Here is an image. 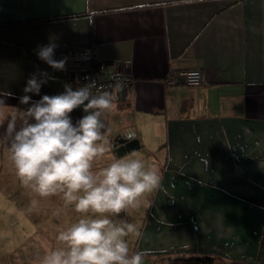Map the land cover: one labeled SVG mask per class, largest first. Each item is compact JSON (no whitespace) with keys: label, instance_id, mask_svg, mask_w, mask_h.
<instances>
[{"label":"crops","instance_id":"0c3cea01","mask_svg":"<svg viewBox=\"0 0 264 264\" xmlns=\"http://www.w3.org/2000/svg\"><path fill=\"white\" fill-rule=\"evenodd\" d=\"M49 42L58 45L57 60L90 46L98 68L130 71L133 87L113 92L116 108L102 117L111 145L122 131L135 133L136 150L164 151L163 182L185 195V181L197 185L198 219L164 226L155 250L201 245L204 253L219 241L264 264V0H0V109L29 107L19 98L41 71L54 79L40 96L29 94L33 101L64 92L62 71L36 55ZM191 68L203 71L202 85H165L171 70ZM70 115L75 124L86 113L81 106ZM222 200H245L254 209L242 211L247 219L236 237L238 211ZM163 202L160 219L182 208L179 198Z\"/></svg>","mask_w":264,"mask_h":264},{"label":"clouds","instance_id":"9594fccd","mask_svg":"<svg viewBox=\"0 0 264 264\" xmlns=\"http://www.w3.org/2000/svg\"><path fill=\"white\" fill-rule=\"evenodd\" d=\"M57 47L54 42L40 45L36 55L52 69L65 71L68 58L55 59ZM49 79L54 78L46 71L31 75L19 98L30 106L16 108L0 136L25 187L41 197L60 195L80 214L60 232L63 246L46 252L40 264H144L146 254L130 248L142 233L120 214L142 208L160 188L161 175L135 153L94 170V162L112 151L111 130L102 117L116 108V96L94 94L91 81L75 89L65 84L63 93L33 101L29 94L40 96ZM4 103L0 100V107ZM81 106L86 115L74 124L70 114Z\"/></svg>","mask_w":264,"mask_h":264},{"label":"rangeland","instance_id":"374dc122","mask_svg":"<svg viewBox=\"0 0 264 264\" xmlns=\"http://www.w3.org/2000/svg\"><path fill=\"white\" fill-rule=\"evenodd\" d=\"M15 112L8 109H0V136H2L8 125V117ZM163 150L157 148H144L135 150L126 155L117 157L115 153L110 152L94 162L93 169L99 170L108 166L116 159L125 157L132 158L135 153L137 157L143 158L146 166L155 168L161 175L166 166V157ZM10 154L5 144L0 143V264H40L41 259L46 252L62 247L58 240L61 231L66 230L71 224L75 223L80 214L75 211L74 206L65 204L60 195L41 197L30 188L25 187L17 177L15 169L10 160ZM163 164V168H162ZM162 177V175H161ZM163 179V178H162ZM185 189L189 194H184V189L172 185L169 182H163L158 190L146 197L145 203L139 210L129 209L126 213L122 212L120 218L134 223L142 235L139 239H132L130 248L133 252H144V264H168L169 259L175 257H193V256H221L227 264H258L256 261L243 257L239 253L234 254L225 250L224 243L212 242V250L201 253V245H198L197 251L194 247L186 251L161 252L155 250L157 241L156 233L162 231L164 226L170 228L183 227L182 225L192 226L194 224V215L196 219L198 204L193 198L197 185L185 181ZM183 198V200L181 198ZM191 198V202L186 198ZM180 199L182 208L176 216H166L161 218L157 216L164 208L163 199L168 202ZM203 204L209 205L208 201ZM222 204H229L228 208H234L238 211L234 219L235 237L240 234L242 223L247 219L242 215V211L253 212L250 202L245 200H222ZM190 208L193 212L188 217L184 216V210ZM220 206L219 209H225ZM248 213V212H247ZM230 214V210L228 211ZM151 224V226H149ZM170 230V229H168ZM154 232L150 235V232ZM148 233V234H147ZM151 246L153 249H147Z\"/></svg>","mask_w":264,"mask_h":264},{"label":"built area","instance_id":"2783aa9c","mask_svg":"<svg viewBox=\"0 0 264 264\" xmlns=\"http://www.w3.org/2000/svg\"><path fill=\"white\" fill-rule=\"evenodd\" d=\"M66 57L68 62L66 70L62 71L66 84H71L73 88L95 81V87L92 89L94 94L103 91L108 92H126L129 91L135 79L133 74L126 69L107 70L98 68L96 64V53L92 47L71 48ZM204 82V73L199 68L191 69H173L169 72L165 80L166 86L186 85L196 87ZM120 84V87L115 85Z\"/></svg>","mask_w":264,"mask_h":264},{"label":"water","instance_id":"95a60500","mask_svg":"<svg viewBox=\"0 0 264 264\" xmlns=\"http://www.w3.org/2000/svg\"><path fill=\"white\" fill-rule=\"evenodd\" d=\"M112 147L115 155L120 157L140 148V141L135 133L122 131L113 138Z\"/></svg>","mask_w":264,"mask_h":264},{"label":"trees","instance_id":"16d2710c","mask_svg":"<svg viewBox=\"0 0 264 264\" xmlns=\"http://www.w3.org/2000/svg\"><path fill=\"white\" fill-rule=\"evenodd\" d=\"M168 264H227L221 256H193V257H175L169 259Z\"/></svg>","mask_w":264,"mask_h":264}]
</instances>
